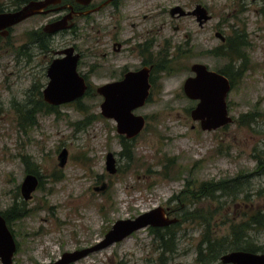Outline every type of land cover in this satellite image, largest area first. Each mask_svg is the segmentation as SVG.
<instances>
[{
    "label": "rangeland",
    "instance_id": "374dc122",
    "mask_svg": "<svg viewBox=\"0 0 264 264\" xmlns=\"http://www.w3.org/2000/svg\"><path fill=\"white\" fill-rule=\"evenodd\" d=\"M196 4L211 16L202 27L194 18L177 19L169 14L175 5L191 10ZM119 14V38L130 33L151 36L153 51L160 55L166 41L171 45L164 63L170 64L171 71L158 73L147 103L133 110L143 116L144 125L128 139L116 133L112 119L100 115L101 98L95 93L60 105L56 111H39L34 123L21 126L12 105L24 101L26 94L38 100L35 93L46 82V63L42 55L26 61L15 51L23 44L25 31L39 27L48 17L24 20L10 30L11 50L0 57V214L12 205L21 212L6 222L15 242L11 264L53 261L64 251L93 244L115 220L156 206L177 218L171 230L175 234L172 252L162 251L148 228H140L70 264H202L197 260V246L205 226L200 221L183 222L179 206L213 212L209 229L218 239L243 214L264 213V174H253L256 156H264V0H125ZM108 22L106 14L97 16L100 32L94 27L87 31L88 37L85 22L78 20L83 30L73 41L77 49L90 47L98 52L97 58L86 55L80 59L77 70L81 73L93 61L100 62L105 41L95 40ZM217 31L225 37L240 36L245 42L242 58L233 59L240 68L243 63V69L226 97L233 121L215 130H202L190 117L196 100L187 98L182 86L194 61L220 68L229 60L209 53L225 43ZM54 38V48L72 42L67 34ZM187 48L190 51L185 56ZM116 58L117 64L130 67L138 62L125 51ZM103 70L89 79L91 91L107 80ZM254 113L258 116L250 122ZM61 148L67 156L60 168L56 155ZM107 153L113 159L111 172L105 168ZM23 155L29 159V169L35 168L40 176L27 200H22L17 188L25 170ZM238 176L244 188L236 198L219 192L213 199L192 200L188 195V191L196 193L204 185ZM247 238L248 247L264 252V226L251 229Z\"/></svg>",
    "mask_w": 264,
    "mask_h": 264
},
{
    "label": "water",
    "instance_id": "95a60500",
    "mask_svg": "<svg viewBox=\"0 0 264 264\" xmlns=\"http://www.w3.org/2000/svg\"><path fill=\"white\" fill-rule=\"evenodd\" d=\"M41 2H30L18 10L0 13V30L21 22L35 12ZM179 9L175 6L171 11ZM183 12V11H182ZM190 13L198 14L202 19L209 18L207 9L196 5ZM62 21H56L50 26L53 30L62 27ZM71 48L65 51L71 52ZM78 54L53 59L47 67L48 81L42 89V98L50 104H60L82 97L87 85L76 71ZM194 76L185 79L183 91L190 99L197 100L191 110L190 117L198 121L202 130H215L233 121L228 114L226 97L230 83L225 76L208 70L204 64H194ZM148 70L127 72L119 81H112L96 86L95 91L102 96L99 103V113L104 118L115 122L116 133L124 138L136 136L144 125V118L134 114L133 110L142 106L149 95ZM66 150L61 149L57 155L58 164L63 165ZM113 159L111 153L105 155V168L112 171ZM37 186V179L32 174H26L20 183V195L23 200L31 196ZM96 189V188H95ZM177 222V218L169 217V213L162 206H156L148 211L139 213L132 218L115 220L103 236L93 244L64 251L53 261L36 264H70L76 260L111 244L117 243L132 232L147 226H165ZM15 251V242L8 229L4 217L0 214V263L11 264V257ZM220 261L225 264H264V253H254L244 250L227 251L220 255Z\"/></svg>",
    "mask_w": 264,
    "mask_h": 264
},
{
    "label": "flooded vegetation",
    "instance_id": "af4514ba",
    "mask_svg": "<svg viewBox=\"0 0 264 264\" xmlns=\"http://www.w3.org/2000/svg\"><path fill=\"white\" fill-rule=\"evenodd\" d=\"M124 1L125 0H0V13L18 10L19 8H21L22 6L30 2H41L36 8L35 12L31 13L24 20L32 19L34 17H48V19L43 24L39 25V27L31 28L30 30L25 31V40L23 41V44L20 47H18L15 51L17 56L25 58L26 61H30L32 60V58H35L38 55H42L46 63L44 65V76L46 78V82L43 85V87L40 90H37L35 93L38 100L32 101V99L30 98L31 96L26 94L24 101L19 102V103H14L15 104L14 106L12 105L13 110L15 111L17 117L20 118L21 120V122H19L17 119V122L21 126L24 127L25 124L27 123L29 124L30 115H33L32 123H34L35 114L39 111L46 112L44 111L45 107L50 109L49 112L56 111V107L60 105H69L75 102L76 100H78V99H74L72 101L63 102L60 104H50V103L45 102L42 98V89L45 87L48 81L46 71H47V67L50 64V62L55 58H61L65 56L68 57L73 53H77L79 56L77 60V64H76V71L84 79L85 84L87 85L86 91L88 90L90 95L93 93L98 95L95 91L96 86L94 87V92L91 91L89 79L92 78L93 75L98 74V71L100 69L102 70L104 69L103 71L106 72L107 77H108L107 80L103 82L102 84L112 82V81H119L123 78V76L127 72L140 70L142 68L147 69L148 70V83L150 86L148 89L149 95H148L147 100H145L144 104L147 103L156 85L158 73L160 72V70H158L159 64H160L159 63L160 58L166 56V54L168 53V48L171 45H169V42L166 41V44H164V47H162V49L160 50V53H161L160 55L159 52L155 53L153 51V47L155 46L154 44L155 40L151 38V36L148 38L145 36L144 37L140 36L138 34L130 33V35H128L127 37L123 39L119 38L118 35H119V32L121 31V27L118 22L119 18L121 17L119 14V8H120V5ZM196 5H201V4H196ZM196 5L194 6L193 9H195ZM175 6H179V9L175 11H171ZM175 6L169 9V14L171 17H175L177 19H180L183 17L194 18V20L196 21L199 27H202L211 18L209 13H208L209 18L204 20L198 14L196 15V14L190 13L193 9L187 10L185 7H182L180 5H175ZM103 14H106V17L109 20L110 24L109 25L107 24L105 25L106 27L102 28L99 38H97L95 41L96 42L100 40L105 41L103 43L105 46L104 47L105 50L99 53L98 55L100 57V62L93 61L88 66L87 71L85 73H81L79 70H77L80 59L85 57L86 55H90V56L94 55V58H97L96 56L98 52L90 47L88 49L86 48V50L84 51L83 50L80 51L79 49H77V46L73 41L74 39H76L77 36H79V34H82V32L80 31L83 30L78 26V20H82L85 22V25H86V27L84 28L85 34H87V36L89 37L87 31L92 32L94 27H95L94 31L96 33L100 32V29L96 26L95 20L97 16H102ZM56 21H62L61 23L62 27H60L59 29L53 30L50 25ZM131 25L132 24L130 23V26ZM11 28L12 26L7 28L6 33H2L3 30H0V57L3 54L5 55L8 54L9 50H11V47H12V44L10 42ZM66 34L72 39V42H69L67 44L66 43L58 44V46L54 48L52 44V42L55 40L54 37L57 35L64 37ZM217 34L221 42H225V43L224 45L222 44L220 47L217 46L211 49L209 53L217 57L225 56L229 60L226 63H224L223 66L220 68H210L206 63L202 61H194L193 63H191L189 67L191 74H189L185 79L195 75V72L192 70V67L194 64L199 63V64H204L208 70L217 72L225 76V78L228 79L230 83V88H231L232 81L235 78L239 77L241 73V69H243V63H242V67L240 68L239 65L235 64V60H233V59H238L237 55L234 54V51L231 49V46L229 44L230 42H232L231 40L234 37L232 38L229 36L225 37L224 35H222V33L218 31H217ZM67 48H71L72 49L71 52L65 51ZM92 51H96L97 53H94ZM124 51L128 53L129 56H133L135 57L136 60H138L135 66L130 67L125 64L121 65V64L116 63V60H117L116 54L120 52H124ZM189 51H190V48H187L186 50L183 51V54L186 56ZM163 62H167V58H163V61L161 63ZM161 71L165 72L166 70L163 69ZM182 90H183V86H182ZM98 96L102 100V96L101 95H98ZM186 97L189 98L188 96ZM197 102L198 101L196 100V103ZM194 107L195 106H193L190 109V113ZM61 149H65V148H61ZM61 149L59 150V152L61 151ZM57 155H56V159H57ZM66 156H67V152H66ZM21 158L22 160L24 159V164H25V170L23 173V177L26 174L34 175L37 179V185H38L39 179H40L38 172L36 171L35 168L29 169L30 163L26 155L21 156ZM65 160H66V157H65ZM57 166L60 168L62 167L58 164V159H57ZM112 170H114V167H112ZM20 183L17 187L19 194H21L20 193ZM175 223L165 225V226H157V227L147 226L144 228H148L149 232L152 234L153 232H151V229H158L162 233V235H164L168 231H171L174 228ZM159 248H161L162 251L164 250L163 247H159ZM165 249L168 250V248H165ZM249 252H252V251H249ZM253 252L254 253H264L263 251L262 252L253 251ZM219 261H220V257H219Z\"/></svg>",
    "mask_w": 264,
    "mask_h": 264
},
{
    "label": "trees",
    "instance_id": "16d2710c",
    "mask_svg": "<svg viewBox=\"0 0 264 264\" xmlns=\"http://www.w3.org/2000/svg\"><path fill=\"white\" fill-rule=\"evenodd\" d=\"M230 46L231 49L234 51V54L237 55L238 58L242 57L241 54V47L242 45H245V42L241 39L240 36H234V38L231 40ZM163 58H166L165 56L160 58L159 61V68L158 70L165 69L166 72H170V64H163L161 63L163 61ZM162 64V65H161ZM86 95L89 94L88 90L85 93ZM84 94V95H85ZM50 109L47 107L44 108V111L49 112ZM258 116L256 113L252 114L250 117V122L254 121V118ZM33 122V115H30L29 124H32ZM121 140H124L123 137H121ZM122 144L124 145V141H122ZM126 152V151H125ZM261 154V153H260ZM257 163L255 170L253 171V174L259 175L264 174V156L258 155L256 156ZM209 188L210 190L208 192H205L206 188ZM244 183L241 181V177H234L231 179H225L223 181L210 183L207 185H204L200 188L199 191L196 193L194 191H188V195L193 200H198L199 198L203 197H211L212 199L215 197V193L219 192L221 196H232L233 198H236L243 192ZM186 194V191L184 192ZM16 208L14 205H12L8 211H5L1 215L4 217L5 222H8L11 218H16L21 214V212L15 211ZM178 210L180 211L179 217L182 218L183 222L185 221H200L201 224L205 226V234L201 237V240L198 243L197 251H198V258L197 260L201 262L202 264H212L213 262L219 260V257L221 254L232 251V250H244V251H258L256 248H252L249 246V244L246 243L247 237L249 236V231L256 227L257 229L259 227L264 226V213H262L259 210H256L253 214L250 216L247 214H243L242 219L238 220L236 222H231L229 226V232L222 236L220 239L215 238L212 236L214 232H211L209 227V221L212 218L213 212L210 213H200L201 209L197 210H189L187 207H184V205L179 206ZM217 212V211H214ZM179 222V221H178ZM177 225V223L174 224V227ZM151 232H153L154 237L159 241L158 247H163L164 252H172L174 250L173 246L174 243H172L173 239L175 237V234L172 231H168L166 234L162 235V233L158 229H151ZM167 235V236H166ZM174 236V237H173ZM169 237V239H168ZM165 248H168L166 250ZM164 259V258H162Z\"/></svg>",
    "mask_w": 264,
    "mask_h": 264
}]
</instances>
